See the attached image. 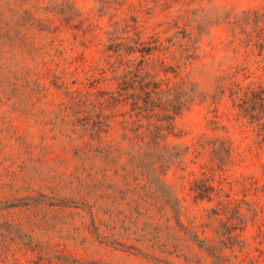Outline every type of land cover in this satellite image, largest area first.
<instances>
[{
	"label": "rangeland",
	"instance_id": "374dc122",
	"mask_svg": "<svg viewBox=\"0 0 264 264\" xmlns=\"http://www.w3.org/2000/svg\"><path fill=\"white\" fill-rule=\"evenodd\" d=\"M126 65L159 105L181 80L203 93L164 132L182 158L148 177L126 151L132 105L103 91ZM250 88L264 95V0H0V264H217L177 219L226 264H264V150L231 98Z\"/></svg>",
	"mask_w": 264,
	"mask_h": 264
},
{
	"label": "trees",
	"instance_id": "16d2710c",
	"mask_svg": "<svg viewBox=\"0 0 264 264\" xmlns=\"http://www.w3.org/2000/svg\"><path fill=\"white\" fill-rule=\"evenodd\" d=\"M141 43V41H139ZM121 46V41H118V46ZM149 48L153 45H148ZM136 48H144L148 49V47L141 45L140 47H131V49ZM124 49V48H120ZM128 50V49H127ZM132 51V50H129ZM148 52V51H145ZM119 61H122L121 57L118 58ZM129 65H126L124 69L121 71V75H119V79L115 81L113 87H109L104 89V93L112 95L115 101L118 100H128L130 105H132L130 116V123H124L122 127L124 128L123 136L126 138L129 136L131 141L130 147L126 150L130 153V157L136 160L141 161L137 163L136 166L139 168L138 172L148 177L147 174H152L155 172V169L161 167L164 171L167 169L170 164L178 159L182 158L184 154V149L179 150L175 148V143H169L164 140V132L170 131L173 127V116L175 114L180 113V111L184 108H187L195 98L202 100L203 93L200 89H198L195 83L181 80L178 84V94H176L175 98L169 95H165L162 97V105H159V101L156 99L157 94L161 91L158 81L155 78H146L144 75H140L137 72L132 77V73L134 71H128ZM202 98V99H201ZM232 105L235 107V112H233L234 117L238 120L244 119L247 123H250L252 128H254V133L257 136L258 144L264 150V95L254 88L246 89L241 93H232ZM121 102V101H119ZM214 102V101H212ZM178 105L177 110H173L175 105ZM212 109V108H211ZM215 109V106L213 110ZM215 112V111H214ZM139 115H153L155 118L160 119L162 117V123L155 120L153 123L147 121L145 123H141L139 120ZM213 116H216V113H213ZM209 122H216L215 118H208ZM101 123L100 121L93 122ZM254 123V124H253ZM106 125V124H105ZM103 128V127H101ZM72 129L75 131L74 127ZM103 130V129H101ZM160 132L162 133V145L159 141ZM222 137L216 136L214 141H210L209 151L213 156L215 155L214 161L221 160L222 154L225 153V148L222 143ZM146 155V157H144ZM147 158L148 161L145 162ZM162 158V163L156 164L157 160ZM161 162V161H160ZM264 167V162L262 163ZM123 170V180L124 183H129L127 177V170L124 167H121ZM115 172L118 171L117 168L114 169ZM130 173L135 172L134 178H137V170L129 169ZM77 178L80 180V176L77 173ZM148 181L151 182L148 178ZM103 183V180H101ZM211 185L202 183L199 191L197 192L200 197L206 196L208 197L209 190H214L213 194L216 196L217 203L223 201V198H219L217 193V189L213 188ZM162 194L163 200L171 208L174 212L177 206H179L178 199L176 195L172 192L171 187L165 181H162ZM225 201V200H224ZM87 200L84 204H86ZM129 202V200H128ZM180 227L190 235L191 239L196 242L197 245L205 248L208 253L214 258L217 264H226L225 259L220 254L218 245L219 239H210L207 241L201 237H198L195 233H190L187 231V227L183 226V224L177 219ZM258 233L264 237V230L258 229ZM102 241L106 243H110L116 246H126L130 245L124 244V241H120L119 238L116 237H107L103 236Z\"/></svg>",
	"mask_w": 264,
	"mask_h": 264
}]
</instances>
